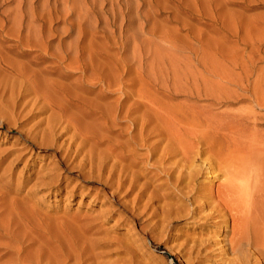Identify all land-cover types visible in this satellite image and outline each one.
I'll return each instance as SVG.
<instances>
[{
	"label": "bare ground",
	"instance_id": "1",
	"mask_svg": "<svg viewBox=\"0 0 264 264\" xmlns=\"http://www.w3.org/2000/svg\"><path fill=\"white\" fill-rule=\"evenodd\" d=\"M15 1L17 2L16 8L21 10L22 6L28 0H14L12 2ZM104 1L106 0H91V2L87 0L62 1L59 7H63L62 11L64 13H69L65 14L66 17L70 14L74 15L76 16V21L71 23V26L67 23L69 27H64L60 29L61 31L56 30L55 26L53 27L54 19L52 18V12L53 14L61 13V11H58L59 8L57 6L53 8L50 6V11L52 12L48 11L49 13L47 12L48 15L46 17H43L42 14V19H39L32 10L27 13L22 12L18 16L16 11L15 17H17L14 21L18 25V28H16L20 29L18 33L21 32L23 21L28 17L30 18L29 27L26 31L29 35L30 33L31 35L33 34L36 40L34 42H28L29 40L27 41L25 39L28 42L25 45L31 46L32 44L33 48H35L33 52L36 57H34L33 63L28 62L22 65L17 62L15 66L13 64L10 65L12 69L7 67L8 72L15 69L17 75L19 74L20 76V80H22V82L19 79L17 81L12 79L9 81L11 92L13 95H16L12 101L13 103L9 107H11V110L18 111L32 105L34 109L37 108L39 110L41 116L46 115L45 118L43 117L41 121L35 124L37 127H34V129L39 128L41 137L38 136V138L32 139L30 137L34 134L30 135L33 130L32 128L27 131L26 140L28 138L34 145L40 147H55L59 155V163L57 166L61 168L63 166L66 169L76 171V173H79V177H83L88 181L104 183L106 187L111 189V197L116 199L117 203H120L124 210L131 212L133 215L135 214L137 217L144 215L146 218H158L157 224L161 227V230L163 229L161 234L163 231L165 232L166 230L167 232L169 228L176 226L184 220H188L190 223L198 226L203 231V234H200L201 237L191 239L192 241L189 246V250L191 252L193 251V253L195 252L196 255L209 252V250H212L210 249L212 245L215 247L219 246V244H224V246L219 248L220 252L217 255L219 264H264V149H257L255 147L260 144H258V140L257 145L254 147L253 144L249 148H245L248 151H241L245 144L248 146L249 139L251 144V138L246 137L242 139L245 134H242V138L240 137L242 141L240 142L239 140V133L241 134L239 131L244 128L241 119L243 120L246 116L242 117L240 115L239 119V114L236 116L235 114L237 113L234 112L235 114L232 116L235 115L236 117L234 116V118H238V122L240 121L238 124L236 121L235 125L232 118H225L226 115L222 116V114L220 115L218 113L222 116L219 117V115H215L217 113L211 111L215 113L212 115L208 113L211 109L206 107V111L209 109L208 112L205 113L204 111L203 114L199 111V114L203 118L201 121L203 123L201 124V116H198V109L200 110L201 108L195 105L194 107L190 106L188 105L189 102L187 105L190 107L182 103L185 108L188 107L187 112L184 110L185 108L180 109V107H177L174 110H169L172 105L165 107L163 106L165 105L163 102L162 105L153 102L151 95H149L151 91L149 89V93L147 91V88H151L148 84L150 80L149 83H152V81L157 82V87L160 86L168 94L171 91L175 94H183L187 99L189 96V99L194 97L196 100L199 97L202 98L204 95L207 96L208 100L211 97L213 99L215 94L212 95L213 93H210L208 89L207 94H205V88L203 89L201 88L202 85L200 86V78L202 80L204 77H200L199 74L198 66L201 64H198L199 58H197V53L199 57V52L201 51H197L196 45L194 46L195 43H192L195 47L193 51L192 49L194 47L192 48L190 46L192 48L190 50L193 51L194 55L193 61L181 54L180 57L183 59L177 60L179 58L178 54L181 51V53H184V48L177 47L173 41L169 40L170 37H163L161 35L162 31H158L162 37L160 36L159 39L157 37L158 40L156 38L153 39L155 42H159L153 45L154 43L150 41L152 39L148 37L149 40L145 37L144 34L146 32L142 29L143 27L139 28V30L142 29V32L136 33H132V30H123L122 26H124L125 16L133 13L132 15L134 17V12L132 11L134 9L131 10L132 12H128L129 14L125 10L122 11L123 9H118L119 6L122 7L120 0H112L111 3L108 2L112 7L110 11L113 18L111 23L115 26L119 25L117 24L119 22L117 16H123L122 25L118 27V37L115 36L116 31L114 29V32L110 31V27L108 26V32H105V29L102 31L106 35V41L101 42L100 40L102 39L99 37L100 40H98L96 37L98 27L96 28L95 26L100 22L99 18H103ZM143 1L145 2V0ZM150 3L152 4L151 1L148 4ZM45 6L49 7L47 1ZM136 9L134 10L135 12ZM151 13H154L153 10ZM131 16L130 18H133ZM136 16L138 18L140 17L139 14ZM119 18L121 19V17ZM106 20L108 22L110 21L109 19ZM108 22L106 21L107 25H109ZM137 22L139 23V21ZM150 22L152 23V21ZM42 23L43 25H51L49 28L44 29L45 25L43 26ZM138 23H136L137 26ZM155 26H157L156 23ZM70 27L72 28L70 29ZM109 32H113L111 36H109L111 33L107 36L106 33ZM154 32L151 34H154ZM19 36L17 38H20ZM173 36L172 34V38ZM55 37L59 39H57L58 44L56 43V46L52 45ZM23 38L25 37L23 36ZM116 38L121 42L117 48L112 45L113 41H115L113 39ZM178 41H176V44H178ZM23 45L24 43L21 47ZM113 50H117V52L114 53L112 52ZM170 52L177 54L175 61L173 55L172 57L170 55L171 58L169 57ZM189 54L187 53V55ZM162 57L165 60L169 58L170 60L173 59V64L170 63V60H167L170 63L169 65L172 66L171 68L166 63L171 72L174 71L173 75L165 67V63L161 62ZM211 57L212 55L209 58ZM176 60L179 61V64L176 63ZM201 60L199 61L201 62ZM205 63L209 66L207 61ZM202 64H204L203 60ZM213 64L215 63L213 62ZM217 66L216 69H219ZM209 67L212 69V65ZM213 68L215 67L213 66ZM206 69L211 70L209 68ZM234 69L235 66L232 71H235ZM222 70H224L223 72L227 71L224 68ZM211 71L213 75L214 70ZM211 71L209 76L206 77L212 78V75L210 77ZM227 73L230 74V72ZM232 73L236 77L237 74ZM205 74L208 75V73ZM146 76L149 78L147 82L145 81ZM233 76L231 75L230 78L232 79ZM206 77L204 83L210 85L211 81L209 78L210 83L208 80L206 81ZM240 78L242 79V77ZM226 79H224L225 82ZM233 80L236 79L234 78ZM240 80L238 81L237 79L238 83L235 81V85L239 84ZM7 81L5 79L3 83ZM190 82L192 84L189 86ZM209 85L203 84V87H208ZM220 85L224 88L221 82ZM241 85L240 83L238 87L240 88ZM6 87L8 88V84ZM210 87V91H213V86ZM202 89L204 95L201 94ZM155 90L154 87V92H156ZM193 91L195 92L194 96ZM229 93L231 95L233 94L230 90L227 94ZM255 93L254 96L251 93L254 98ZM262 93H264L263 90ZM262 93L259 94L262 96ZM229 95L227 96L229 97ZM221 97L223 98V94ZM237 97L236 95L232 99L236 98L238 102L239 98L237 100ZM153 98L157 99L156 96ZM222 98L221 100H224ZM260 98V100L263 99L262 97ZM230 99L228 98L229 101H232ZM257 99L260 102L259 98ZM220 104L225 103L223 101ZM183 110L186 113H183ZM228 113L230 116L231 113ZM249 116L246 118H251ZM247 119L244 121H248ZM239 125L241 129H239ZM246 128H244L245 130L243 129V132L246 131ZM235 130H237V133ZM251 130L252 132H250V129L248 130L251 133L250 137H255L254 139L257 140L258 132L255 131V136H252L254 134V127ZM222 132L225 135H220ZM234 134L238 135L239 141ZM230 135H234L235 137L232 143L231 141L228 142L231 139ZM222 138L223 140L225 139V143L222 142ZM59 142L61 143L59 144ZM232 148L234 149L233 151H231ZM235 149L238 152L241 151V154H237ZM50 178L51 176L48 177V179ZM53 179H55V176ZM54 182L52 184L55 185L56 182ZM132 194H134V197L131 201H123L124 198ZM4 206L6 209L8 208L6 207V203ZM17 206L22 207L23 205L16 204L14 207ZM9 210H11L10 206ZM25 210L28 211V209ZM1 211L3 214V209ZM4 211L5 214L6 210ZM11 211H15V209ZM11 214H9V218ZM14 214L13 216L17 215L15 218H19V214ZM7 216L5 214L3 218L5 219L6 217L8 219ZM26 216L29 219V214ZM21 218L20 220L16 219V221L20 223L22 221ZM10 221L8 220V222ZM61 222L63 223L58 226L52 225L51 229L49 227L50 224L48 226L50 229L49 233L44 234L42 231H32L33 235L36 232L39 235L37 236V240L30 233V237L27 234L23 236L24 234L21 233V230H23V227H21L23 221L19 225L21 230L17 224L16 226L14 224L15 228H13V224L11 225L9 223L13 231L16 228L20 230L19 232L18 229L14 232L6 230L8 235H11L12 244H14L12 246L16 250L1 255L0 261L2 259L5 260L6 258L4 257L8 256L9 264H117L105 263L104 261L100 262L101 260L99 259L103 258V255H106V252H108L106 250H110L113 245L106 237L97 239V235L103 232L101 233L100 227L98 228L95 223L92 224L86 218L81 220L79 217ZM24 223L23 226H25ZM10 225L9 230L11 229ZM0 227H5V225H1ZM5 229L3 228L2 230L5 232ZM157 230H159V227ZM205 233L206 236H210L211 234L212 236H205L203 239ZM219 233L224 234L222 241L215 240L219 238ZM49 234L50 237H48ZM151 234L153 238L159 237V235H156L157 233L151 232ZM151 234L149 233V235ZM45 237L46 239H44ZM156 240L160 241L161 239L159 237ZM186 240L188 239L186 238ZM130 241V239H127V241H121L116 245L119 246V248L117 247V251H120L119 254L129 255L130 257L127 260H121V262L122 264H140L136 259V251H138L135 248L136 245L134 246L133 242ZM1 245L0 247H2ZM9 246H6V248H9ZM99 249H103L104 252H98ZM3 252L1 253L4 254ZM212 252H215L214 249ZM230 256L232 258H229ZM1 262L5 264V261Z\"/></svg>",
	"mask_w": 264,
	"mask_h": 264
},
{
	"label": "rangeland",
	"instance_id": "2",
	"mask_svg": "<svg viewBox=\"0 0 264 264\" xmlns=\"http://www.w3.org/2000/svg\"><path fill=\"white\" fill-rule=\"evenodd\" d=\"M12 1L14 0H8V1L0 0V81L2 82V84L0 82V85H1L0 86V193H1L0 194V206H2L0 209L1 210L3 209V214L5 212L4 210H6L5 214L6 216L8 215L7 216L8 219H6V217L4 219L3 217L5 216V214L3 216V214L1 213L2 211L0 210V216H1L0 223L1 225H5V227H0V230H1L0 231V244H2L1 245L2 247H0V256L5 255L10 252H14L16 250V248L14 250L12 246L14 245L12 244V237L10 234L8 235V232L6 230H8L9 232L16 231L18 228H20L19 225L22 223V221L23 223L25 222L26 224L24 223L25 226H23V223H22L21 227H23L22 228L23 230H21L20 228L21 233L24 234L23 236L27 234L29 235L28 237H30V234L35 232V230H37V232L42 231L44 232V234L49 233L52 225L58 226L59 224L63 223L61 222L63 220H71L75 217H79L81 218V220L86 218L92 224L95 223L98 228L100 227V231L101 233L102 232L103 233L100 235H97L98 236L97 239H103L104 237H106L108 241H110L111 244L113 245L110 248V250H106L108 251L106 252V255H103V258L99 259L101 260L100 262L104 261L105 263L107 262V263L122 264L121 260L124 261L123 259L125 260L129 259L130 258L129 255L119 254L120 251H117V247L119 248V246H116V245L119 244V242L121 241H124V240L127 241V239H130L131 240L130 242H133L134 246L135 245L137 246V247L135 246L136 250H138L136 251V259L140 264H219V259L217 255H219V252H220L219 248L224 246V244H219V246H215V247H213L212 245V247L210 248L212 250H209V252L207 253L204 252L201 255H198V254L196 255L195 252L194 254L193 251L191 252L189 250L190 248L189 246L192 241L191 239L201 237L200 234L201 233L203 234V231L200 228H198V226H196L195 224L190 223L188 220H184L183 222L172 227L173 229L169 228L167 232L165 230L166 234L164 231L161 234L163 229L161 230L160 229L161 227L157 224L158 218H153V219H151L150 217L146 218L144 217V215L137 217L135 214L133 215L131 214V212L124 210L121 207L120 203H117V200L111 197L110 194L112 191L110 188L106 187L104 183H101L98 181L96 182L88 181L84 179L83 177L82 178L79 177V173H76V171L66 169L63 166L62 168L57 166L59 163L58 162L59 155L57 154L58 150H56L55 147L53 148L52 147H47V148L40 147V146L34 145V143L31 140H28V138L26 140L27 131L32 128L33 130H32V133H30V135L33 133L34 134L33 136H30V137L32 139L38 138V136L41 137L39 133V128L38 129L35 128L37 129L35 131L34 127H37L35 124L41 121L43 117L45 118L46 115L41 116L39 114V110L37 108L34 109L32 105L22 108V110H24L23 112H21L22 110H18V111L11 110V107H9L13 103L12 101L14 97L16 96L15 94L13 95L11 92V89L9 87L10 85L9 81H11V79L15 81H17L18 79L20 80V76L19 74L17 75V72L15 69L10 72H8L7 69L8 68L12 69L11 68L12 66L10 67V65L13 64L15 66L17 65V62L22 65L28 62L33 63L34 57H36V55L33 52L35 51V48H33L32 44L31 46L25 45L28 42H34L36 40L33 34L31 35L30 33L29 35L27 34L28 32L26 31L28 30V27H29L30 18L28 17L26 20L23 21V24H22L23 28L21 27V32H19L21 33L20 36L18 33V30L20 29H17L18 25L15 24L14 19H16L18 14H21L22 12L27 13L31 10L39 17V19H42V14H43V17H46L49 13L48 11L51 10V7L53 8L54 6L55 7L57 6V8H59L58 11H61L60 14H57V13L53 14L52 11L50 12H52V18L54 19L53 27L55 26L56 30H60V29H63L64 27L65 28L69 27L67 23L71 26V23L76 21V16L70 14V15H67L68 17H66L65 14H69V13H64L62 11L63 7L61 6L59 7L61 2L62 1L64 2L65 0H34V1L28 0L22 6L21 10L16 8L17 2L16 1L12 2ZM46 1L49 3V7L45 6ZM87 1L91 2V0H87ZM111 1L112 0H106L103 2L105 4L103 12H102V17L104 18V20L103 18H99L100 22H98L97 24L98 26L97 25L95 26L96 28L98 27L96 37L98 38V40H100L101 38L102 39L100 40L101 42L106 41L105 40L106 35L104 32H102L104 31V29L106 30L105 32H108L109 30L113 31L114 29V31H116L115 36L118 37L117 35L118 27L119 26L121 27L122 25L121 24L122 17H123L122 15L117 16V20L120 22V23L117 22V24L119 25L115 26L113 23H111L113 19L112 15L110 14L112 7H111V4L109 3H111ZM120 1H119L120 5L122 7L119 6L118 9H123L122 11L125 10L127 14L133 11L134 17H137L136 16L137 14L140 15L139 17L140 20L138 17H137L138 19L134 18L132 15L133 13H130L128 16L126 15L125 20H124L125 22H123L124 26H122L123 30L125 31L132 30V33H136V32H142L141 30L144 29L146 32V34H144L145 37L146 38L149 37L150 39H152L150 40L148 38L152 43H154L153 45L159 42V41L155 42V40L153 39L156 38V40H158L161 35L167 38L170 37L169 40L173 41L175 45H177V47L180 46L181 49L184 48V50L186 51V52L184 51V53H181L182 52L181 51L178 54L179 58H177V60H180L182 58L180 56L184 55V57L187 56L186 57L187 59L190 58V60L193 61L194 59L193 51L195 50L194 46L196 45V47L200 49L198 50L196 48V50L201 51L199 52V57L197 53V58H199L198 64L199 65L201 64L200 66H198L199 74H200V77L201 76L202 78L204 77V79L202 80L200 78V86L202 85L201 88L203 89L205 88L206 90L205 94H207V89L209 90L210 93H213L212 95L215 94L213 96V99L211 97L208 100L207 96L203 94L204 91L202 89L201 94L204 95L202 96V98L199 97L200 99L198 98L195 100L194 97L192 99H189L190 97L188 96V99H187L184 97L183 94H178V93L175 94L174 92H171V91H169V94L168 92L166 93V91L164 89H161L160 86L157 87V84H156L157 82L155 83L154 81H152V83H149L151 80L148 81L149 78L146 76L145 81L146 82L148 81V84L151 86V88H147V91L148 89L149 91H151L150 92L151 94H149L151 95V100L158 105H162V102H163V104H165L163 106L165 107H170L172 105L169 110H174L177 107L178 108L180 107V109L185 108L182 105V103L187 105L189 102L188 105L193 106V107L195 105L198 108H201L200 110L198 109L199 117L201 116V114H199V111L200 113L204 114V111L205 113L209 111V109H207L208 111H206V107H209L211 110L208 113H211L212 115L217 113L215 114L217 116L219 114L220 115L222 114V116L226 115L225 118L226 117L232 118V120H234L235 122V125H236V121H237V124L240 123V121L238 122V120L240 119V115L242 117L243 116L248 117L250 115L249 117L251 118L247 119L246 117H244L243 120L241 119V121H243V127L244 128L247 127V128H246V131L244 132H243L244 128L239 131L241 132V134L239 133L240 135L239 140L241 142L242 139L249 137L251 138V144H250V139H249L248 146L245 144L243 146L244 150L242 149L241 151H244V152L245 150L248 151L245 148H249V146L253 144H254L253 145L254 147L255 145H257L258 140H259L258 144L259 143L260 144L255 147L257 149H264V97H263L264 93H262V90L264 92V89H263L264 88V0H145V2L147 1L146 4H144L145 2L143 0L141 1L138 0L140 2L136 0H132V2L131 0H124V1L120 0ZM128 1L131 2V4H129ZM150 1L152 2V4L150 3L152 7L150 4H148ZM129 8H130V11H129ZM132 9L134 10L136 9V12ZM151 9L153 10L154 13H151L152 12ZM16 11H17V16L15 17ZM62 15H65V16H62ZM130 16L133 17L134 19L130 18ZM119 17H121V19ZM155 18L156 20H154ZM92 19L94 20V18ZM106 19H109L110 21L108 22V20ZM149 19H151L150 21H152V23L149 21ZM132 20L133 21L135 20V21L133 22ZM106 21L109 23V25L106 24ZM137 21H139L140 26ZM135 22L138 23L139 27L137 26ZM150 23L151 25H149ZM155 23L157 26H155ZM131 24H133V26H131ZM50 25L46 24L44 26V29L49 28ZM108 26L110 27V29L108 28ZM13 27L15 28L17 27L16 30ZM140 27H143V28L139 30ZM71 28L72 27H70V29ZM11 31H14V32H11ZM153 31H155L154 34H151L153 33ZM158 31L159 32L162 31L163 33L161 32V35H160ZM113 32H109L106 34L108 36L111 33L109 35L111 36ZM17 33L20 38H17L18 37ZM169 33L171 34L169 35ZM103 34H104V37H103ZM156 34L157 35L159 34V35L157 36ZM172 34L174 35L173 38H172ZM23 36L25 38H23ZM175 38H177V40H175ZM180 38L183 40L181 41ZM25 39L29 41L27 42ZM57 39L58 38L55 37V40L52 41L53 42L52 45L56 46L58 44ZM117 39L118 38L113 39L115 41L112 40L113 41L112 45H114V47L116 48L119 47V45L121 44V42H119V40ZM112 41L110 42L112 43ZM176 41H178L177 42L178 44H176ZM184 41L185 43L187 42L186 45ZM21 42L24 43L23 47H21L23 44ZM192 43L193 44L195 43L194 46ZM190 46L194 48L192 49ZM190 48L193 51L190 50ZM112 52L115 53L117 52V50H113ZM170 53L171 54H169V57L170 55L171 57L173 55L174 56L173 59L175 61L176 59L175 57L177 54H174L172 52ZM187 53H190V54L187 55ZM206 54H208L209 56ZM211 55L212 57L209 58ZM162 58H161L162 60L161 62L165 63V64L163 63L164 65H166L165 67H167V69L171 68L172 66L169 64L174 63L173 59L171 60L170 58L167 59L168 61L170 60V63H169L167 62V60H165L166 57L163 59ZM200 59L203 60L204 64H202V60L201 62L199 61ZM211 60L215 64H213V62L211 63ZM205 61L209 63V66L212 65V69L211 67L207 65V63H205ZM166 63L169 65V68ZM176 63L179 64V61H177ZM216 65H218L217 67L219 69H216ZM227 65H228L229 70L227 68ZM213 66L215 68H213ZM234 66H235V69H234L235 71H232ZM206 68L214 70L213 75H212V71L210 70L211 71L210 77L212 75V78L206 77V76H209V73H210V71ZM223 68L227 71L223 72L224 71L222 70ZM169 71H170V74L173 75L174 71L171 72L170 69ZM227 72H230V74ZM231 72L236 73L237 74L236 77H235V74L233 73L231 74ZM205 73H208V75H206ZM225 73L227 77L225 76ZM7 75H8V78H7ZM231 75H234L233 77L236 80H233L234 79L233 77L231 79L230 78ZM205 77H206V81L208 80V78L211 81L210 85L208 83H204ZM213 77H214V80H213ZM224 77L227 78L226 82L224 80L225 79ZM240 77H242L243 80ZM198 78H199V75H198ZM3 79L4 80L7 79L8 81L6 83H3L4 82ZM222 79H223V83H222ZM237 79L238 81L240 80V82L239 84L235 85L234 83L235 81L238 83ZM20 82H22V80H20ZM220 82L221 84H223L224 88L220 85ZM224 82L227 84H225ZM230 82L232 83V85ZM240 83L242 84L240 88L244 90L238 87ZM7 84H8V88L6 87ZM190 84H192V82L189 83V86ZM203 84L205 85L207 84L209 86L203 87ZM245 85L246 86L248 85V86L246 87ZM210 86H213L212 88L213 91L211 90L212 92L210 91V88H211ZM154 87L156 89L155 90L156 92H154ZM254 89L256 90V93ZM229 90L231 93H233L232 95H234L235 97L236 95L238 96L237 97V100L239 98L238 102L236 101V98L232 99V97L234 96H232L230 93H229L230 95L227 94ZM194 93L195 92L193 91V96H194ZM216 93H219V94H216ZM251 93H253V96L255 93V98L251 95ZM259 93H262V96ZM222 94H223L224 100H221ZM227 95H229V97ZM241 95H242V98H241ZM250 95H251V98H250ZM256 95L262 97L263 99L260 100L261 98L258 96L256 97ZM152 96L153 97L156 96L157 99L153 98ZM246 97H249V98H246ZM228 98L229 99L231 98L232 101H229ZM257 98H259L260 102L258 101ZM157 100L159 102L161 101L160 102L161 104ZM218 100L219 101L221 100L220 103L224 101L225 104H220ZM233 100L235 101V103H233L234 102ZM166 104H168L169 106ZM220 106H224V107H220ZM188 107L184 109L186 112L188 111ZM211 107L213 108V110ZM184 110H183V113L185 112ZM211 111L215 113H212ZM228 112L231 113L230 116ZM234 112L237 114H235ZM233 114H235L236 116L239 114L238 115L239 119L234 118L235 115L232 116ZM220 115L219 117H222ZM245 118L248 121H244L246 120ZM202 119L203 118L201 116L200 122L202 121ZM246 122L248 125L245 124ZM202 123L203 122H201V124ZM241 126H242V123H241ZM253 127H254V131H253L254 134H252V136H255V131H257L258 132L257 140L254 139L255 137L253 138L250 137L251 136L250 132H252L253 130V129L251 130V128ZM239 129H241L240 125H239ZM249 129H250V132L248 131ZM235 132L237 133V130H235ZM222 134L223 132L220 135ZM227 134L228 133L226 132V135ZM242 134H245L243 138H242L243 136ZM234 135L233 136L230 135L231 139H229L228 142L231 141L232 143V140L236 136H237L236 139L238 140V135H235V137ZM223 138H222V142L225 143L226 141L225 139L223 140ZM247 141L245 142L247 143ZM61 142H59V144ZM245 142H242V143H245ZM233 150L234 149L232 148L231 151ZM235 151L237 152V154L239 153L241 154L240 150H239L240 152H238V150L236 149ZM138 152H141V151H138ZM49 176H51L50 179H48ZM54 176H55V179H53ZM54 180L57 184L54 182ZM52 182H54L55 185L52 184ZM133 197H134V194L124 198L123 201L129 202L132 200ZM14 201H17V202H14ZM5 203H6V207H8L7 208L8 211L4 206ZM10 204L11 205L13 204V205L11 206ZM14 204L15 205L20 204L21 206L22 205L23 206L22 207L19 206L20 208L18 206L14 207L15 206ZM154 205H159V204H154ZM9 206L11 210L15 209V211L9 210ZM25 209H28V211L29 210L31 211H29L28 213V211ZM9 211L10 213H12L10 218H9V214H10ZM22 212L24 213L27 212L29 214L28 216L29 219L26 216L28 214L27 213L24 214ZM31 212L32 214H30ZM14 213L19 214L18 215L19 218H15L17 217V215ZM13 214L16 216H13ZM12 216L13 218H15V220H13ZM23 216H25L26 218ZM2 218L6 220L7 222L4 221ZM20 218L22 221H20L19 223L16 221V219L20 220ZM94 219L95 220L97 219V220L95 221ZM8 220L10 222H8ZM143 220L145 221L142 222ZM5 222L7 225L5 224ZM46 222L47 223L49 222V223L47 224ZM9 223L11 225L13 224V228H15L14 224L15 226L17 224L18 228H16V230L14 229L13 231L12 226ZM9 225L11 228L10 230H9ZM149 225L152 226L150 229H149L150 227ZM48 226L50 227V229ZM147 227H148L147 229L148 231L146 230ZM158 227L160 231L157 230ZM3 228L4 229L6 228L5 232L4 230H2ZM20 230L18 229V232ZM24 231L25 233H23ZM2 232L3 234H1ZM151 232H154L155 234L157 233L156 235L157 236L159 235L161 240L160 241L156 240V238H159V237L153 238V235L151 234ZM36 233L34 235L32 234L33 238L36 237L35 240H37V236H39ZM149 233L151 235H149ZM205 236H206V233L203 235V239L205 238ZM211 236L212 234L206 237H211ZM48 237H50V234L48 235ZM2 238H4L5 240ZM186 238L188 240H186ZM223 238H224V234L219 233V238H216L215 240L218 239L219 241H222ZM44 239H46V237ZM186 241L187 242L189 241L190 243L189 242L187 243ZM4 244L6 246L10 245L9 246V248L11 247L10 250L8 247L6 248ZM213 249L215 251L214 253L212 252ZM102 251L104 252L103 249L98 250V252H102ZM121 251L123 252V250ZM184 251L185 252L187 251L188 253L187 252L185 253ZM1 252H3L4 254H2ZM4 258L6 259L5 260L2 259L1 261H5L4 262L5 264L7 263L9 264V259H7L8 256ZM229 258H232V256H230ZM1 261H0V264H3V262ZM10 264H15V263H10Z\"/></svg>",
	"mask_w": 264,
	"mask_h": 264
}]
</instances>
